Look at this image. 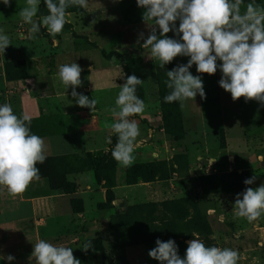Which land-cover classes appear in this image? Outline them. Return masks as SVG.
<instances>
[{
  "label": "rangeland",
  "instance_id": "1",
  "mask_svg": "<svg viewBox=\"0 0 264 264\" xmlns=\"http://www.w3.org/2000/svg\"><path fill=\"white\" fill-rule=\"evenodd\" d=\"M11 1L9 8L0 0V22L4 18L12 17L11 8H15L17 4L15 0ZM249 2L252 0H244V5ZM71 8L77 10L80 7ZM244 10L242 5L241 11ZM47 14V8L41 0L38 15ZM23 25L21 21L16 20L10 26V30L7 31L8 28L3 25H0V28H3L10 39L17 43L25 39L24 34L27 30ZM42 35L48 39L45 33ZM46 47L51 46L46 45ZM44 52L40 61L50 67L53 52L51 49ZM6 65L8 70L21 69L23 72L29 67L25 62L18 61ZM169 65L161 68L158 61V70L168 71ZM8 79L13 78L8 77ZM166 80L167 75L160 82L161 116L163 115L167 122L168 130L178 131L179 114L176 110V102H164V97L170 92ZM118 93H103L101 98L97 99L98 103L116 100ZM136 94L144 101L139 85ZM84 95L89 97L88 94ZM35 96L40 95H32ZM4 103L5 100H0V105ZM85 110L90 111L88 108ZM133 118L137 119L138 116L134 115ZM99 120L103 129L110 128L113 123L104 115H99ZM29 122L33 134L51 132L59 128L62 123L59 116ZM146 122L139 119L140 135L135 143L139 150L146 149L149 145L160 148L159 157L149 154L139 160L136 158L132 166L125 167L124 187H116V161L111 151L95 158L88 155L84 159H79L94 170L97 181H104L105 191H93V196L87 199L86 209L83 198L76 196L70 200L72 211L84 213L82 217L61 215L59 218L16 224L6 220L0 221V256L12 255L15 257L12 264H35L34 259L29 260L33 245L38 240L44 239L54 245L71 247L74 257L78 258L81 264H157L148 255L149 249L156 246L157 239L174 240L182 258L187 248V241L193 238L204 241V236L192 223L199 213L210 225L211 246L238 251V264H264L263 216L249 223L244 218L236 217L232 211L234 204H228L234 203L236 195L242 193L240 189L245 185V174H248L249 178L256 176L254 186L258 187L263 183L264 142L259 120L255 116L246 119L243 141L239 140V137L228 140L224 127L219 126L215 137L210 135L207 141L199 143L198 151H195L190 158L194 165L190 166L191 168L187 155L181 152L182 149L177 146L178 144L171 143L166 147L159 140L154 141L152 138L142 140L147 137ZM37 129L40 131H34ZM105 136L102 130L86 134L85 140L89 141V146H101L106 141ZM107 141L109 146L115 144L117 134L109 136ZM67 164V160L64 159H51L40 168L38 165L37 167L40 169V174H50L59 183L62 181L63 173L68 170ZM221 164H225V167ZM189 172L194 173L195 176L187 178ZM169 179L171 181H167ZM153 180H166V182L151 187L140 184ZM137 184L140 185L135 186ZM64 186L63 192L66 194L76 192L73 188ZM4 196V193H0V201L4 202ZM1 210L2 208L0 212ZM85 243L91 246L87 251L83 250ZM0 264H8V262L0 259Z\"/></svg>",
  "mask_w": 264,
  "mask_h": 264
},
{
  "label": "crops",
  "instance_id": "2",
  "mask_svg": "<svg viewBox=\"0 0 264 264\" xmlns=\"http://www.w3.org/2000/svg\"><path fill=\"white\" fill-rule=\"evenodd\" d=\"M15 2L17 4L15 8H11L12 17L4 20L2 18L0 25L8 28L6 29L8 31L10 26L19 20L24 24L27 32L22 42L16 43L10 39L11 45L4 53L0 52V100L10 103L14 113L19 117H27L28 121L59 116L62 121L59 128L36 135L42 137L45 142L46 159L67 160L68 170L65 171L64 182L76 192L66 194L62 186L52 189L46 176H41L39 181H34L24 193L17 196L10 195L5 187L0 186V193L5 195L4 202L0 201L2 208L0 221L6 220L16 224L28 221L39 222L44 219L59 218L61 215L82 217L84 213L72 211L70 200L76 196L83 198L86 209L87 199L91 197L93 191H105L104 181H97L94 170L79 159H84L88 155L95 158L114 148L116 143L109 146L107 139L116 133L111 128L103 129L99 115L110 118L113 123L116 122L117 118L113 117L109 110L115 106V100L97 103L92 112L79 107L71 96V86L67 88L59 78L58 69L62 64L75 62L83 69L82 86L76 91L88 94L91 99H100L103 93H118L119 86L126 82L127 75H135L142 80L143 83L139 87L143 92L146 110L137 115V119L133 116L129 118L137 123L139 119L147 121V137L143 138V141L152 138L154 141L163 142L166 147L171 143L178 144L177 146L182 149L181 152H184L189 159V167L194 166L190 158L195 151H198L199 143L207 141L210 135L215 137L219 126L224 127L228 140L239 137V140L243 141L245 121L255 116L260 122L264 142V105L255 100L245 102L243 97L234 102L231 94L219 86L222 77L219 70L214 75L202 76L206 99H201L197 95L195 100H188L183 107L179 103L183 138L174 142L175 139L165 132L163 126L155 60L150 56V47H143L144 41L139 38L141 33L147 38L154 22L143 21L144 9L137 6L136 0H88L86 8L67 9L71 15L61 34L52 36L42 27L41 32L35 34L34 38L29 35L30 25L25 24L18 15L26 6V0H15ZM255 2L264 5V0H255ZM44 33L48 36L47 40L42 35ZM46 45L51 47L48 48ZM49 49L53 52L50 67L40 61V57L44 55L42 53ZM188 59L189 57H176L173 60L174 68L180 64H187ZM15 61L25 62L29 66L24 72L26 77L7 80L5 64ZM190 72L194 76L197 75L195 65ZM33 94L40 96L32 97ZM102 130L106 135L105 143L101 146H89V141L85 140L86 134ZM149 154L159 157L160 148L149 145L148 148L139 150L135 143L134 155L137 160ZM221 166L225 167V164ZM124 168L125 166L116 162V187L125 186ZM194 176V173L189 172L187 178ZM164 182L166 180H153L140 184L151 187ZM154 261L159 264L158 261Z\"/></svg>",
  "mask_w": 264,
  "mask_h": 264
},
{
  "label": "clouds",
  "instance_id": "3",
  "mask_svg": "<svg viewBox=\"0 0 264 264\" xmlns=\"http://www.w3.org/2000/svg\"><path fill=\"white\" fill-rule=\"evenodd\" d=\"M2 2L5 6L11 4V0ZM40 3L41 0H26V6L18 13L21 20L30 25L28 31L33 38L42 27L52 36L61 34L71 15L67 9L88 6V0H43L48 14L38 15ZM136 3L144 9L143 21L154 22L147 38L143 33L139 37L144 41L143 47H150L151 58L165 68L178 56L189 57L187 64L166 72L170 92L164 97L165 103L179 102L183 107L197 95L206 99L202 75L194 76L190 72L195 65L199 74L211 76L219 70L222 73L219 86L231 94L234 102L243 97L245 102L255 100L264 105V5L255 0L246 5L244 0H136ZM169 32L178 39L168 37ZM10 45V37L0 28V52L4 53ZM82 71L74 62L60 65L58 75L67 88L71 86V96L78 106L92 112L98 100L76 91L82 86ZM142 83L135 75L127 76L126 82L119 86L115 106L109 109L117 118L110 125L117 134L111 155L125 167L135 162V141L140 135L137 121L129 117L142 114L147 107L136 94L137 86ZM45 152L43 138L31 132L27 117L17 116L10 103L0 105V186L13 196L24 193L34 181L41 179L37 164L45 162ZM255 181L256 176H253L245 179L244 184L250 186ZM232 211L249 223L264 216V183L238 193ZM186 243L183 258L172 239H157L148 255L159 264H238L239 253L234 249L209 247L199 238ZM90 247L85 243L83 250ZM0 259L12 264L15 257L9 254ZM33 259L35 264H81L71 247L54 245L44 239L33 245L29 260Z\"/></svg>",
  "mask_w": 264,
  "mask_h": 264
},
{
  "label": "trees",
  "instance_id": "4",
  "mask_svg": "<svg viewBox=\"0 0 264 264\" xmlns=\"http://www.w3.org/2000/svg\"><path fill=\"white\" fill-rule=\"evenodd\" d=\"M69 8H71V7H69ZM157 34L159 35V32H157ZM167 36L170 37V38L178 39V37H176L174 35V33H172V32H169L167 34ZM217 63L219 64L221 62L217 61ZM157 64H158V61L155 60V68H156V72H157V79H158V82H159V101H160V107L162 108L160 82H161L162 78H163V80L165 79V75H166V71L167 70L166 69H165L166 71L158 70L159 67L157 66ZM173 68H174V62H171L170 65H169L168 71L172 70ZM195 70H196V66H195ZM22 72L23 71L21 69L20 70L16 69L15 71L8 70L7 65L5 66V75H6V79L7 80H9L8 77L9 78H13L11 80H14V79L17 80V79L25 78L26 77L25 73H24L25 71L23 73ZM196 73H197V71H196ZM197 75H202L203 76V75H207V74H199V73H197ZM176 110H177V112L179 114V126L177 127V128H179L178 131L177 130L175 131L174 129L173 130H171V129L168 130L169 127H168L167 122L165 121L163 115H162V120H163V126H164V129H165V132L167 134L171 135L175 140H180V139L183 138V127H182V120H181V115H180V110H179V102H176ZM161 112H162V109H161ZM50 160L51 159H46L44 163H48ZM43 164H37V165L40 168V166L43 165ZM64 174H65V172L63 173L62 181H60L59 183L57 181H55V179H53L50 174H40V175L48 177L49 183H50V187L52 189L53 188H58L60 186H62L63 189H64V187H65L64 185H66L65 182H64ZM248 178H249L248 174H245V179H248ZM66 186L70 187L69 185H66ZM246 187H251V185L250 186L244 185V187H242V189H240V192H243ZM70 188H72V187H70ZM192 223H193V226L195 228H197L202 233V235L204 236L205 245L210 247L211 246V243H210L211 228H210L209 223L199 213L197 214V216L195 217V220Z\"/></svg>",
  "mask_w": 264,
  "mask_h": 264
},
{
  "label": "built area",
  "instance_id": "5",
  "mask_svg": "<svg viewBox=\"0 0 264 264\" xmlns=\"http://www.w3.org/2000/svg\"><path fill=\"white\" fill-rule=\"evenodd\" d=\"M177 27H179V21L176 22ZM159 31V30H158Z\"/></svg>",
  "mask_w": 264,
  "mask_h": 264
}]
</instances>
